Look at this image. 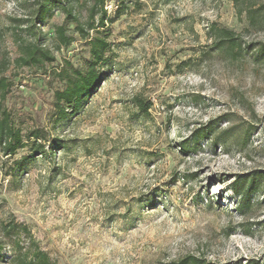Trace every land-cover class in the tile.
<instances>
[{
    "label": "rangeland",
    "instance_id": "rangeland-1",
    "mask_svg": "<svg viewBox=\"0 0 264 264\" xmlns=\"http://www.w3.org/2000/svg\"><path fill=\"white\" fill-rule=\"evenodd\" d=\"M99 1L61 0L84 25ZM104 6L105 27L85 38L71 22L74 41L59 48L61 9L33 28L35 0H0V107L23 132L49 136L43 154L0 149V264L37 250L51 264H264V0ZM224 30L235 48L216 47ZM96 35L110 42L102 80L56 121L64 70L86 68ZM38 38L56 60L22 64V46ZM211 122L215 135L197 140ZM256 174L242 207L233 184Z\"/></svg>",
    "mask_w": 264,
    "mask_h": 264
},
{
    "label": "trees",
    "instance_id": "trees-1",
    "mask_svg": "<svg viewBox=\"0 0 264 264\" xmlns=\"http://www.w3.org/2000/svg\"><path fill=\"white\" fill-rule=\"evenodd\" d=\"M99 6V16L96 18V10ZM97 6H93L86 25L82 24L74 15V10L68 8L61 0H35V7L31 13V27L36 28L37 25L42 26L45 21L53 15L56 8L61 9L65 13V21L61 25L56 26L55 35L59 48L69 47L74 36L69 34V23L76 24L75 30L85 38H89L92 30L99 27H105V18L107 10L104 6V0L98 2ZM120 14V12H118ZM224 38L217 42L216 47L227 46L231 49L238 45L235 34L230 30H224ZM110 49V42L106 37L96 35L90 40V59L85 69L75 68L73 65L69 69L64 70L61 88L54 93L53 108L56 121H62L70 116L71 113L79 109L86 98L98 87L102 80L100 65L104 64L107 59V52ZM264 51V47L260 49ZM55 56L45 49L39 41V38L22 46V52L18 61L26 66L43 65L46 62L55 61ZM8 91V83L4 79H0V94L5 97ZM140 106L145 112H148V105L140 102ZM218 130V123L211 122L209 125L195 130L194 135L197 140L209 139ZM49 140L48 132L45 129L36 128L23 132V129L16 125L12 114L7 109L0 107V149L4 155H14L20 148L29 147L35 154H43L46 152V141ZM260 176H239L233 184V191L240 196V206L248 207L251 196L259 188ZM3 243L0 241V256L3 251ZM24 261V260H23ZM24 264H51L46 254L37 250L29 262ZM173 264H205L193 256H187ZM251 264H259L253 261Z\"/></svg>",
    "mask_w": 264,
    "mask_h": 264
}]
</instances>
